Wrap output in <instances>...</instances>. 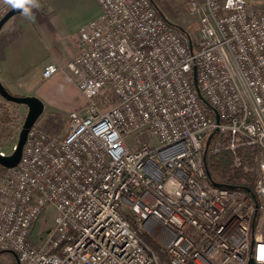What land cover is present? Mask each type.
Segmentation results:
<instances>
[{
	"label": "built area",
	"instance_id": "built-area-1",
	"mask_svg": "<svg viewBox=\"0 0 264 264\" xmlns=\"http://www.w3.org/2000/svg\"><path fill=\"white\" fill-rule=\"evenodd\" d=\"M97 2L67 64L89 103L64 135L30 129L0 181V253L20 264H163L162 254L169 264H264V8L187 0L193 44L152 0ZM11 9L1 3L0 19ZM61 68L51 62L43 77ZM211 133L235 167L241 147H257L256 202L208 181ZM14 148L0 143V154ZM48 205L53 225L36 230Z\"/></svg>",
	"mask_w": 264,
	"mask_h": 264
},
{
	"label": "crops",
	"instance_id": "crops-1",
	"mask_svg": "<svg viewBox=\"0 0 264 264\" xmlns=\"http://www.w3.org/2000/svg\"><path fill=\"white\" fill-rule=\"evenodd\" d=\"M36 3L29 15H14L0 31V80L8 91L21 96L34 95L38 83L52 82L54 76L69 71L67 64L78 52L80 29L101 13L97 0ZM51 62L62 68L44 78L43 70Z\"/></svg>",
	"mask_w": 264,
	"mask_h": 264
},
{
	"label": "rangeland",
	"instance_id": "rangeland-1",
	"mask_svg": "<svg viewBox=\"0 0 264 264\" xmlns=\"http://www.w3.org/2000/svg\"><path fill=\"white\" fill-rule=\"evenodd\" d=\"M251 5L264 8V0H247ZM156 4L171 18L173 23L183 28L186 32L195 35L197 22L190 17L186 3L187 0H155ZM173 14L175 16H173ZM76 76L66 71L53 77L52 82H40L37 84L33 96L43 101L45 109L35 125L55 135H64L69 129V114L73 112H84L89 100L83 95L76 84ZM12 95L21 97L17 92L9 91ZM1 101V99H0ZM15 112L14 130L17 133V140L22 128V120L25 119L28 107L25 104L17 103ZM133 136L129 137L131 141ZM16 142H6L5 147L9 150ZM56 209L52 205L46 206L39 215L36 223V230L47 231L52 227L56 216ZM146 242L160 252L161 244L146 232L141 233ZM0 264H17L14 253L3 252L0 254Z\"/></svg>",
	"mask_w": 264,
	"mask_h": 264
},
{
	"label": "trees",
	"instance_id": "trees-1",
	"mask_svg": "<svg viewBox=\"0 0 264 264\" xmlns=\"http://www.w3.org/2000/svg\"><path fill=\"white\" fill-rule=\"evenodd\" d=\"M159 15L164 17L174 26L181 28L177 24L173 23L167 15L160 9L156 4L155 0H152ZM183 29V28H181ZM184 30V29H183ZM185 31V30H184ZM192 38L194 35L187 32ZM194 44V38H193ZM0 143L5 146L6 142H16L17 133L14 130L15 126V110L17 103L5 99L0 94ZM206 111L210 116H214V107L206 105ZM24 120H22L23 125ZM210 135V134H209ZM209 135L205 139L206 141ZM218 139L212 138L208 153L206 155V170L209 172L208 181L215 185L216 183L222 184L227 187L241 189L247 192L253 199L257 201L255 193V182L257 179L256 161L255 156L257 155L258 149L254 145H246L241 147L240 154L242 156L243 164L235 167L233 165V153L228 148L217 149ZM205 150V149H204ZM8 168L0 164V181L5 175ZM216 186V185H215ZM2 253V252H1ZM163 264H169L164 254L161 255Z\"/></svg>",
	"mask_w": 264,
	"mask_h": 264
},
{
	"label": "water",
	"instance_id": "water-1",
	"mask_svg": "<svg viewBox=\"0 0 264 264\" xmlns=\"http://www.w3.org/2000/svg\"><path fill=\"white\" fill-rule=\"evenodd\" d=\"M22 11L19 9H11L8 11L1 19H0V31L2 30L3 26L5 23L14 15L21 13ZM190 45L192 46V43L190 41ZM193 78H194V83L197 89V92L199 94V97L201 100L206 104L210 105V103L205 99V97L202 94V91L199 87L198 84V79H197V66H194V71H193ZM0 94L7 100L15 102V103H22L27 105L28 107V112L26 114V117L24 119L22 128L19 133V137L17 140V143L15 144L14 151L8 155H1L0 154V164L3 165L6 168H11L16 166L22 156L23 152V146L27 140L28 133L30 129L36 124L40 116L43 114L45 105L42 100H40L38 97L33 96V95H26V96H21L17 97L12 95L4 86L2 81L0 80ZM214 113L216 115L217 121H220V113L218 110L214 108ZM214 136V133H211L206 141V146H205V151H204V162L206 165V155L208 153V149L210 147L212 138ZM208 176H210L209 172L207 171ZM216 186H224L222 184L216 183ZM253 246V242H252ZM15 254L16 259H17V264H20V260L18 259V256L15 252H12ZM249 264H256L255 260L253 258H250Z\"/></svg>",
	"mask_w": 264,
	"mask_h": 264
},
{
	"label": "clouds",
	"instance_id": "clouds-1",
	"mask_svg": "<svg viewBox=\"0 0 264 264\" xmlns=\"http://www.w3.org/2000/svg\"><path fill=\"white\" fill-rule=\"evenodd\" d=\"M6 5L21 10L25 15L30 14L31 7H38L36 0H4Z\"/></svg>",
	"mask_w": 264,
	"mask_h": 264
},
{
	"label": "snow or ice",
	"instance_id": "snow-or-ice-1",
	"mask_svg": "<svg viewBox=\"0 0 264 264\" xmlns=\"http://www.w3.org/2000/svg\"><path fill=\"white\" fill-rule=\"evenodd\" d=\"M260 253H261V259L262 260H264V247H262L261 249H260Z\"/></svg>",
	"mask_w": 264,
	"mask_h": 264
}]
</instances>
